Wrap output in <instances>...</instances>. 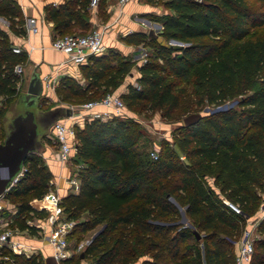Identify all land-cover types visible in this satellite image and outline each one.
I'll list each match as a JSON object with an SVG mask.
<instances>
[{
	"label": "trees",
	"instance_id": "1",
	"mask_svg": "<svg viewBox=\"0 0 264 264\" xmlns=\"http://www.w3.org/2000/svg\"><path fill=\"white\" fill-rule=\"evenodd\" d=\"M90 1L66 0L58 6H46V17L57 36L73 26L81 30L91 27ZM148 1H163L169 12L152 16L162 26L156 36L134 32L126 37L129 43H144L153 50L138 67L139 86L130 84L120 95L126 105L143 102L150 109L162 110L166 117H172L177 109L190 110L192 103L218 106L236 99V106L200 114L195 122L182 125L173 147L151 160L137 146L141 131L126 117H95L82 127L75 126L77 151L73 160L81 163L79 189L61 197L60 205L68 219L86 215L81 231H90L100 223L104 226L82 252L72 253L60 264H79L88 257H93L91 264H131L137 258L135 249L139 254L154 250L153 261L144 264H173L163 261L168 251L175 264L190 254V260L181 264H235L237 238L247 225V217L259 209L264 194V38L248 36L252 28L264 25V0ZM104 4L105 0H98L100 11ZM0 16L9 22L14 34H25L17 0H0ZM158 37L188 45H168L156 40ZM26 60V53L12 51L8 34L0 30L1 131L2 117L18 95L20 75L14 66ZM127 64L114 50L92 55L80 65L85 85L69 78H62V84L76 97L105 93L122 82ZM187 75L195 91L177 86L175 80ZM24 166V175L7 196L24 198L32 193L39 202L50 190L52 173L41 153L29 154ZM167 195L186 205V213L204 232L202 237L197 238L196 231L187 228L162 236L165 242L151 237L157 226L150 220L176 212ZM223 198L241 212L226 206ZM33 202L22 199L17 203L11 222L13 229L40 236L41 226L31 219L45 218L48 209ZM8 210L6 205L0 216L7 217ZM78 225L76 222L70 232ZM255 230L258 236L250 264H264V216ZM191 237L201 249L184 251L181 244ZM146 244L150 246L145 248ZM0 255L9 256L6 264H45L36 253L26 255L2 247Z\"/></svg>",
	"mask_w": 264,
	"mask_h": 264
},
{
	"label": "rangeland",
	"instance_id": "2",
	"mask_svg": "<svg viewBox=\"0 0 264 264\" xmlns=\"http://www.w3.org/2000/svg\"><path fill=\"white\" fill-rule=\"evenodd\" d=\"M65 2L66 0H62ZM96 0H91L90 4L95 3ZM98 1V0H97ZM154 6L162 8V10H168L164 5L163 1H158L157 3L152 2L151 3ZM88 10V17L91 16V9ZM104 15H100V20L103 19ZM142 16V15H141ZM154 20V18L152 19ZM160 24V23H159ZM9 22L7 20H1L0 19V30L1 31H8ZM94 27V25H93ZM92 26L88 30H81L78 28V26H73L69 30L66 31L64 34H85L89 30L93 28ZM158 27H154L153 31L158 34L159 31ZM146 35L147 32H144ZM57 36V35H56ZM250 38H264V25L257 26L251 29V32L249 34ZM148 38V37H147ZM148 40V39H147ZM156 40L165 42L168 45H174V46H184L188 45L187 43L176 41L175 39H170L168 41L163 40L161 37H158ZM149 41V40H148ZM125 46L122 48H109L108 50H105V53H108L110 50L117 51L120 55V58L124 59L128 62L127 66L125 67V75L122 82L113 90L107 91L105 93L102 92H93L90 96H79L76 97L72 95L68 88L62 84V78H69L72 79L74 83H79L80 85H85L86 82H80L79 77H75L72 74H59L57 77L54 78H48L47 81L44 82L43 92L39 96V103L40 108L42 110H47L51 108H71L74 112H82V105L88 101H93L101 98L102 96L109 94V93H115L118 95H121L123 93H126L128 85L132 84L134 86L138 85V77L140 76L139 72V66L147 60L149 55L153 52L151 47L149 45H146L144 43H141L140 45H136L134 43H129L128 41H125ZM120 63V61H118ZM117 62V63H118ZM90 63V62H89ZM118 63V64H119ZM81 73H83L82 68L80 67ZM33 72L32 66L25 64L22 65V72L20 74V80L18 82V93L21 91H25L29 84L30 75ZM168 79L174 80L173 77H169ZM178 87L184 86L189 91H195V86L190 81V77L187 75L181 79L175 80ZM194 101L197 99L196 94H193ZM234 100L236 99H229L226 101L227 105H230ZM124 101V100H123ZM237 101V100H236ZM125 103V101H124ZM2 102L0 99V108L2 107ZM126 110H127V116L125 119L131 121L137 129L141 131V134L137 139V146L140 149H143L144 154L146 157L151 160V151L157 150L158 155L163 154L168 149L173 147V139L174 136L179 134L180 127L184 125L183 119L192 113H200L201 115L211 114V109L215 108V105H192L190 106V110L185 111L184 109H177L173 112V116H163V111L159 109H150L148 108L143 102H140L136 104L133 107H128L125 103ZM236 102L232 106L228 107H235ZM84 113H87L84 111ZM3 138V132L0 130V140ZM50 146L52 148V157L55 158L57 153V145L55 143H50ZM45 147V143H44ZM150 154V155H149ZM43 158V157H42ZM44 162L46 163L45 159L43 158ZM48 166V165H47ZM70 169V177H78L77 171L78 168L76 166L75 161L72 159L70 164H68ZM49 168V166H48ZM50 170V169H49ZM24 175V174H23ZM79 178V177H78ZM15 184V183H14ZM72 190V189H71ZM49 191H52L51 189ZM5 199L4 203L10 208L7 212V219L9 220V228L13 229V224L11 222L12 215L16 212L15 206H17V203L22 201V199L30 200L31 202L34 201L35 198H33V194L29 193L24 198H10L7 196V192L5 193ZM167 199L172 202L176 208L175 214L172 215H166L163 217H160L155 220H150V223L157 226L155 227L156 230L152 234V238L154 240L165 242V240H161L162 236L170 237L173 234H175L177 231L187 228L190 230L196 231L197 234L200 235V237L203 236L204 232L200 230V228L194 223V217L188 215L185 211L186 205L184 203L178 202L172 195H167ZM33 204L40 206L43 205L42 198L38 201H34ZM264 205V194L262 196V199L260 201V206L258 211L251 217H247L246 224L247 226L255 225L253 227V236L254 239L257 238L258 234L255 230L257 221L261 216V208ZM44 206V205H43ZM86 215L82 213L78 219L75 221L79 224L75 231L70 232L68 234V247L71 251H74L73 253H79L82 252L85 245L90 242V240L103 228V224H97L92 230L90 231H81V222H84L86 220ZM31 222L36 223L37 219L32 218ZM38 223V222H37ZM253 225V226H254ZM171 226L172 229L168 230L164 229ZM159 227V228H158ZM163 228V229H160ZM1 229V228H0ZM157 231V232H156ZM237 238V240H239ZM80 243H84V246L79 250L76 251L77 245ZM150 245L146 244L145 248H148ZM182 249L186 251L187 249H196L197 247L201 249V244L197 243L193 237L188 238L181 244ZM153 251L149 250L146 253L139 254V251L135 249V253L137 255V258L132 261L131 264H144L147 262L153 261ZM166 257L163 258V261L165 263H173V259L170 260L169 251L165 254ZM190 258L192 255H189ZM187 256V257H189ZM53 257V256H50ZM183 258L180 259V261H177V264H181L183 261L190 260V258ZM93 262V257H88L85 259H82L79 264H91ZM2 264H6L5 260L1 261Z\"/></svg>",
	"mask_w": 264,
	"mask_h": 264
},
{
	"label": "built area",
	"instance_id": "3",
	"mask_svg": "<svg viewBox=\"0 0 264 264\" xmlns=\"http://www.w3.org/2000/svg\"><path fill=\"white\" fill-rule=\"evenodd\" d=\"M128 0H118L122 6ZM38 19L34 16H28L24 20V27L27 32L39 31ZM108 25L95 26L85 34H64L56 36L52 40L51 46L67 57V61L74 65H81L88 61L92 55H99L104 53L105 46L103 41L104 30ZM12 51L15 53L22 52V48L18 45L12 46ZM14 72L18 75L22 72V64H15ZM96 106H103L106 109L100 112L98 115L92 113H84V111H90ZM82 112H74L71 109L70 115L58 119L54 122L47 134V138L52 143L57 145L56 159L61 163H70L76 154V137L75 126L82 127L86 120H91L95 117H99L103 120L118 116L126 117L127 110L125 103L120 95L115 93H109L97 100L88 101L82 105ZM151 156L156 158L158 151L152 150ZM77 167L81 166V163H76ZM25 166L18 175V180L23 176L25 172ZM16 180L14 183H16ZM69 187L73 191L79 189V178L69 177L67 179ZM5 193L0 194V211L5 208L4 203ZM61 197L58 193L48 191L42 197L43 205L48 209L47 222L50 225L47 234V240L52 247V254L55 260L60 263L64 258L69 257L74 251H71L68 247L67 236L74 227L76 221L68 219L63 214V209L60 205ZM223 203L232 209L236 213H240V208L232 201L223 198ZM260 219L264 216V205L261 208ZM258 219V221L260 220ZM257 221V223H258ZM9 220L0 216V248L6 247L17 253H24L26 255L33 254V249L28 243L19 239L20 231L17 229L9 228ZM254 225V224H253ZM245 226L242 231L240 239L236 242L235 249V264H250L252 253L254 250V236L253 226ZM84 246V243H80L76 247V251H79ZM9 259L8 255H0V264L2 260Z\"/></svg>",
	"mask_w": 264,
	"mask_h": 264
},
{
	"label": "crops",
	"instance_id": "4",
	"mask_svg": "<svg viewBox=\"0 0 264 264\" xmlns=\"http://www.w3.org/2000/svg\"><path fill=\"white\" fill-rule=\"evenodd\" d=\"M23 19L28 16H34L38 19L39 31L27 32L25 34L16 35L8 27V34L10 41L13 45H18L22 48V52L26 53L27 60L24 64L32 66L33 72H38L40 78L44 82L48 78L57 77L59 74H72L76 78H80V82H86L84 74L81 73L80 65H74L67 61L64 53L55 50L51 44L52 40L56 37L53 29V23L47 19L45 8L48 5L58 6L63 3L62 0H17ZM88 9H91V16L89 22L91 26L108 25L104 30V46L105 50L109 48H122L125 46L126 37L134 32H147L154 27L162 28L161 24L156 20H152L153 15H160L169 12V10H162V8L154 6L148 0H128L124 5H120L118 0H105L103 9L100 11L98 8V1L89 4ZM100 15H104L100 20ZM142 15V16H141ZM1 20H6L0 16ZM140 45V44H138ZM32 72V73H33ZM31 73V75H32ZM30 75V77H31ZM18 87V86H17ZM103 106H96L88 114L92 113L98 115L105 110ZM66 117V116H64ZM61 117V118H64ZM60 118V119H61ZM52 127V126H51ZM50 127V128H51ZM50 130V129H49ZM49 133V131H48ZM45 147L41 156L45 159L46 164L52 173L50 179V189L63 197L69 192H76L71 190L67 179L71 176L68 164L61 163L52 157V148L50 142L44 141ZM10 210V208L8 207ZM6 218V217H5ZM47 216L43 219H37L36 224L42 228L40 236L30 235L27 231H20L19 239L25 241L33 249V253L40 254L45 262L47 257L53 256L52 247L47 240L49 223L46 220ZM260 219V218H259ZM57 262V261H56ZM57 264H60L57 262Z\"/></svg>",
	"mask_w": 264,
	"mask_h": 264
},
{
	"label": "water",
	"instance_id": "5",
	"mask_svg": "<svg viewBox=\"0 0 264 264\" xmlns=\"http://www.w3.org/2000/svg\"><path fill=\"white\" fill-rule=\"evenodd\" d=\"M150 35L156 36L151 29ZM178 41V40H176ZM43 92V81L38 72H33L28 87L18 93L8 105L1 120L3 138L0 140V194L6 193L24 167L27 156L31 153H42L44 141L50 127L61 117L68 116L71 108H40L39 96ZM226 103L211 109V112L220 111L232 106ZM200 113H192L183 121L188 125L195 122ZM99 232V231H98ZM196 237L200 235L196 233ZM45 264H57L54 257H47Z\"/></svg>",
	"mask_w": 264,
	"mask_h": 264
}]
</instances>
